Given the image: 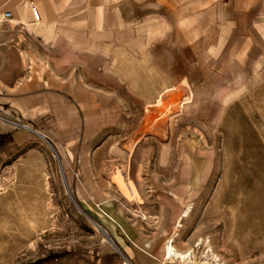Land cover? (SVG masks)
I'll return each mask as SVG.
<instances>
[{
  "label": "rangeland",
  "instance_id": "obj_1",
  "mask_svg": "<svg viewBox=\"0 0 264 264\" xmlns=\"http://www.w3.org/2000/svg\"><path fill=\"white\" fill-rule=\"evenodd\" d=\"M55 2L53 38L0 20V100L76 99L0 104V264H264V0Z\"/></svg>",
  "mask_w": 264,
  "mask_h": 264
},
{
  "label": "crops",
  "instance_id": "obj_2",
  "mask_svg": "<svg viewBox=\"0 0 264 264\" xmlns=\"http://www.w3.org/2000/svg\"><path fill=\"white\" fill-rule=\"evenodd\" d=\"M30 5L36 6L40 10L42 14L40 21H36L34 19ZM0 10L12 11L13 16H14L12 22H14L15 25L23 26V29L26 31H30V30L33 31L32 34L34 36L33 37L34 39L40 40L39 37H36L37 36L36 33L39 31L34 29L33 28L34 26L39 27L42 34H44V32L46 31L47 32L46 37L48 38H53V35L56 34L55 33L56 29H55V26L53 25L58 23L57 21L60 19V17H59V12H58L55 0H0ZM8 30L16 31V28L12 30L11 29H8ZM70 40L73 41L72 43L75 46L81 49H85L91 52L93 51L102 52V53L105 52L104 48H102L98 44H95L98 41H102L100 39L98 40V39L92 38L91 40L86 39L84 41L79 42V41L73 40V38L71 37ZM87 40H89V42H87ZM24 53L26 55H30V53H34V52L32 50H28V51H24ZM29 81H32V80L30 79ZM43 83H45L44 78H43V81H38L36 86L30 92L27 91L24 93H13L11 95H8V97L3 98V99H7L6 102H3L0 100V104H4L10 107V109L14 112H17V113L20 112L22 116L28 120V119L33 118L35 116V113L39 112L37 111V109H39V106L41 109H43L41 105L36 103V102H39L40 99L43 97L47 98L50 95H52L53 97L57 98L60 104H62L61 106H64V104L66 103V99L68 98L70 100L71 99L76 100L72 93L70 94L69 92L65 90L64 84H63L64 88H56V89H53L52 92H48V91H45L47 89L43 88ZM40 84L42 86H40ZM9 88H13V86H9ZM39 89H42V90L44 89V90L39 91ZM77 95L80 98V95L79 94ZM27 102L29 103L31 102L30 103L31 106L27 105ZM32 102L33 103L35 102V105H33ZM98 105H100V103H98ZM0 108H1V105H0ZM9 128L10 127L5 124H0V134H3L4 132H6V130H9ZM8 132H10V130ZM22 136H23L22 133H18L17 140L18 141L21 140ZM13 138H16V134L13 135Z\"/></svg>",
  "mask_w": 264,
  "mask_h": 264
},
{
  "label": "bare ground",
  "instance_id": "obj_3",
  "mask_svg": "<svg viewBox=\"0 0 264 264\" xmlns=\"http://www.w3.org/2000/svg\"><path fill=\"white\" fill-rule=\"evenodd\" d=\"M180 94V93H179ZM177 95V94H176ZM179 97V96H178ZM181 98H180V102L181 101H183L184 100V98L182 97V94H181V96H180ZM167 99H170L171 101H178V98H176L175 96H168V98ZM175 103V102H174ZM195 102H185L184 104H183V106H185L187 109H190V107H191V105L192 104H194ZM180 105V104H179ZM180 107V106H179ZM182 107V106H181ZM167 119V118H166ZM170 123V122H169ZM120 185H121V187L123 188V192H125V193H127V190L125 189V187H124V185H123V183H121L120 182ZM135 192V191H134ZM132 194H133V192H132ZM127 195V194H126ZM256 207V206H255ZM257 208H259V207H257ZM250 209H252V207L250 206ZM253 210V209H252ZM256 210V209H255ZM261 210H263V209H261ZM258 211H259V209H258ZM258 211H255V212H258ZM190 211H189V209L187 210V211H183L181 214H180V218H185V217H189L188 216V213H189ZM262 212V211H261ZM264 212V211H263ZM262 212V213H263ZM252 214H254V212L252 211ZM258 214V213H257ZM260 214V213H259ZM189 215H190V213H189ZM262 215V217H264L263 215L264 214H261ZM259 216V215H258ZM251 217V216H250ZM249 217V218H250ZM261 217V216H260ZM256 219V218H255ZM241 220V219H240ZM242 221V220H241ZM244 221V220H243ZM242 221V222H243ZM248 221L249 220H247V222L246 223H248ZM264 221V220H263ZM262 221V222H263ZM256 222V221H255ZM260 222V221H259ZM262 222H260V224H259V226L262 224ZM231 223V222H230ZM233 223V222H232ZM241 223V222H240ZM240 223L238 224V225H240ZM252 223H253V220H252ZM251 225V224H250ZM254 225V224H253ZM263 225H264V223H263ZM262 225V226H263ZM227 226H229L230 227V225H227ZM235 226V225H234ZM243 226H245L244 224H243ZM242 226V227H243ZM248 226V225H247ZM257 226V225H256ZM251 227H253V226H251ZM264 227V226H263ZM244 228V227H243ZM249 228V227H248ZM247 227H246V229H248ZM259 228V227H258ZM227 229H230V228H227ZM240 229V228H239ZM242 229V228H241ZM245 229V228H244ZM254 229V228H253ZM243 230V229H242ZM255 230V229H254ZM253 230V231H254ZM259 230V229H258ZM264 231V230H263ZM242 232V231H241ZM246 232V231H245ZM256 232V231H255ZM262 232V231H261ZM254 233V232H253ZM257 233V232H256ZM259 233V232H258ZM264 233V232H263ZM229 234H230V232H229ZM232 234V233H231ZM239 235H241L242 236V234H239ZM229 236V235H228ZM264 236V235H263ZM234 238V237H233ZM245 238V237H244ZM240 239H241V237H240ZM263 239V238H262ZM207 242V241H206ZM228 243H229V241H227ZM205 245H207V244H205ZM210 246V245H209ZM209 246H207V248L209 247ZM212 247V246H211ZM210 248V247H209ZM213 251V250H212ZM211 251V253H209V254H207V261H205L207 264H220V263H218L219 262V260L220 259H218L219 257H218V254L216 255V254H214L213 252ZM163 257H164V259H167V260H171V261H178V263L179 264H195V261H194V250L193 249H188V250H186V251H182V250H179L178 248H176L175 246H174V244H173V240H171L170 238H169V240L166 242V244H165V246L163 247Z\"/></svg>",
  "mask_w": 264,
  "mask_h": 264
},
{
  "label": "built area",
  "instance_id": "obj_4",
  "mask_svg": "<svg viewBox=\"0 0 264 264\" xmlns=\"http://www.w3.org/2000/svg\"><path fill=\"white\" fill-rule=\"evenodd\" d=\"M32 15H33V17H34V19L36 20V21H40L41 20V17H42V14H41V12H40V10L36 7V6H33L32 7ZM13 18V12L12 11H10V10H2V11H0V20L2 21V22H7V21H10L11 19ZM1 115H3V116H1ZM7 115H10V114H8V113H2L1 112V109H0V117L2 118V119H7V117H5V116H7ZM7 120H9V119H7ZM16 124V123H15ZM26 129H28L29 128V130H32L30 127H28V126H24Z\"/></svg>",
  "mask_w": 264,
  "mask_h": 264
},
{
  "label": "water",
  "instance_id": "obj_5",
  "mask_svg": "<svg viewBox=\"0 0 264 264\" xmlns=\"http://www.w3.org/2000/svg\"><path fill=\"white\" fill-rule=\"evenodd\" d=\"M99 228H100L101 231L105 234V236L108 238L109 236H108L107 232H106L103 228H101V227H99Z\"/></svg>",
  "mask_w": 264,
  "mask_h": 264
}]
</instances>
